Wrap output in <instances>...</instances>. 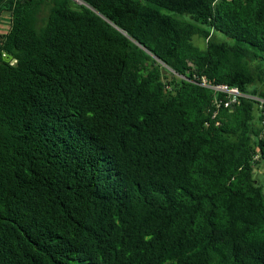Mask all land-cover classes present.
<instances>
[{"label": "trees", "instance_id": "trees-1", "mask_svg": "<svg viewBox=\"0 0 264 264\" xmlns=\"http://www.w3.org/2000/svg\"><path fill=\"white\" fill-rule=\"evenodd\" d=\"M3 12L0 264H264V0Z\"/></svg>", "mask_w": 264, "mask_h": 264}, {"label": "built area", "instance_id": "built-area-1", "mask_svg": "<svg viewBox=\"0 0 264 264\" xmlns=\"http://www.w3.org/2000/svg\"><path fill=\"white\" fill-rule=\"evenodd\" d=\"M167 72L169 74L174 75L178 77L176 73H174L171 69L166 68ZM197 84L205 89H208L212 91L214 94H220L223 96L222 99H216L214 101V112L212 115V118H214L217 115V112L220 108H225V109H232L234 106H237L240 102L241 99H249L256 101L260 104H264V100H260L256 97L253 96H248L243 93H241L237 88L229 87L228 85L225 84H211L207 82L206 79L201 78L199 81L197 80Z\"/></svg>", "mask_w": 264, "mask_h": 264}, {"label": "rangeland", "instance_id": "rangeland-1", "mask_svg": "<svg viewBox=\"0 0 264 264\" xmlns=\"http://www.w3.org/2000/svg\"><path fill=\"white\" fill-rule=\"evenodd\" d=\"M162 13L164 14H168L171 16H175L178 17L177 15L170 13L168 11L165 10H161ZM3 25V29H2V33L3 32H7L9 30V24L7 23H2ZM193 44L201 49L205 48V42L204 40L200 39V38H193ZM167 75V74H165ZM168 76V75H167ZM254 179L256 180L257 184L262 188V193H264V164H258L255 167L254 170V175H253Z\"/></svg>", "mask_w": 264, "mask_h": 264}, {"label": "crops", "instance_id": "crops-1", "mask_svg": "<svg viewBox=\"0 0 264 264\" xmlns=\"http://www.w3.org/2000/svg\"><path fill=\"white\" fill-rule=\"evenodd\" d=\"M2 23H7L10 25V14L7 12L0 13V33L4 34L6 32L2 33L3 25Z\"/></svg>", "mask_w": 264, "mask_h": 264}, {"label": "water", "instance_id": "water-1", "mask_svg": "<svg viewBox=\"0 0 264 264\" xmlns=\"http://www.w3.org/2000/svg\"><path fill=\"white\" fill-rule=\"evenodd\" d=\"M7 61H10V58H7ZM13 63V62H12ZM162 73L163 74H167L168 76H171V74H169L168 72H167V70L166 69H162Z\"/></svg>", "mask_w": 264, "mask_h": 264}]
</instances>
